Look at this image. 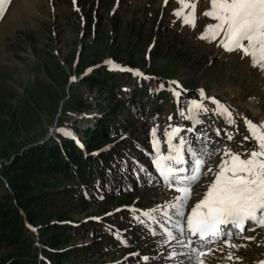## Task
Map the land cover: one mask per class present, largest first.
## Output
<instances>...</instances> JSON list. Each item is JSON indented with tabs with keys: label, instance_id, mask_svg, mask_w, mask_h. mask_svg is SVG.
<instances>
[{
	"label": "rangeland",
	"instance_id": "374dc122",
	"mask_svg": "<svg viewBox=\"0 0 264 264\" xmlns=\"http://www.w3.org/2000/svg\"><path fill=\"white\" fill-rule=\"evenodd\" d=\"M209 7V0H198L193 28L174 15L180 8L178 0L167 3L165 0H10L0 17V168L1 163H7L18 151L47 140L60 143L72 139L85 149L81 137L110 108L109 99L101 100L97 87L84 81V77L100 67L131 69L134 77H150L152 82H147L146 87L151 94L159 91L166 94L164 99L149 100L137 116L139 121L134 123L132 135L136 136V146L145 140L153 147L155 129L160 147L167 149L165 132L177 124L183 132L194 130L193 137L202 138L201 147L217 153L205 165V169L212 167L213 172L220 163L222 150L235 153L253 150L256 142L251 139L246 121L264 123V67H254L251 58L240 51H226L219 45L223 34L210 43L208 39H200L206 25L216 23L203 15ZM135 70L143 75L134 74ZM176 90L188 97L181 100L180 108L173 104L177 100ZM193 100L207 111L189 112ZM221 105L229 110L230 117L222 114ZM129 135V132L122 135L118 141ZM206 136L208 139H204ZM114 146L115 142L109 143L101 150ZM209 175L212 173L202 177L192 189L186 215L207 191ZM151 178V182L132 190L125 187H132L133 178L123 182V193L106 210L101 208L103 202L96 199L84 206L68 198L66 204L61 203L70 206L68 216L78 224L106 221L127 229L124 237L105 239L90 253L72 255L71 264H116L130 257L126 252L132 247H122L129 241L134 243L136 251L131 256L144 255L142 259L154 260L155 264H197V259L204 264L261 263L264 227L256 230L253 226V231L246 224L245 231L240 233L230 226L233 233L230 243L237 247L209 244L202 251L193 237L187 233L180 237L175 229L170 231L177 239L166 244L169 240L166 224H172L173 219L167 221L163 213L178 193L161 181L159 175ZM116 185L110 183L109 189H117ZM6 191L0 178V200ZM106 192L103 196L107 198ZM128 194L132 196L129 202ZM158 206L161 210L157 212V222L149 223L132 212L133 208H140L145 213ZM107 226L103 223L95 228L105 230L108 236L115 235ZM90 236V232L76 234L70 245L89 243ZM237 236L240 238L232 240ZM37 240L33 237L34 246H38ZM189 240L194 242L191 247L187 246ZM198 252L205 254L197 257ZM4 255L0 249V263Z\"/></svg>",
	"mask_w": 264,
	"mask_h": 264
},
{
	"label": "trees",
	"instance_id": "16d2710c",
	"mask_svg": "<svg viewBox=\"0 0 264 264\" xmlns=\"http://www.w3.org/2000/svg\"><path fill=\"white\" fill-rule=\"evenodd\" d=\"M84 81L97 87L101 100L110 101L109 110L102 112L103 116L97 117L81 137L86 152L72 139L60 143L47 140L18 151L7 163H1L0 178L7 191L0 200V249L5 252L0 264H71L72 255L90 253L105 239L113 238L105 230L95 228L102 224L74 222L68 216L70 206L65 204L67 198L83 206L96 199L103 202L101 208L106 210L113 199H118L116 196L121 194L120 188L134 166L129 157L142 155L135 144L136 136H132L134 123L153 97L146 83L138 86L134 75L127 71L100 67ZM160 98H165L163 92L157 94ZM128 132V137L118 141ZM113 142V148L101 150ZM141 144L147 147L145 140ZM98 150L101 151L93 155ZM115 182L119 189H109V184ZM62 183L66 185L61 186ZM105 191L107 198L103 196ZM131 197L128 194L126 200L129 202ZM89 232L91 242L70 245L72 236ZM33 237L38 238V246L33 245Z\"/></svg>",
	"mask_w": 264,
	"mask_h": 264
},
{
	"label": "snow or ice",
	"instance_id": "6c2138e0",
	"mask_svg": "<svg viewBox=\"0 0 264 264\" xmlns=\"http://www.w3.org/2000/svg\"><path fill=\"white\" fill-rule=\"evenodd\" d=\"M178 2L180 8L175 10L174 15L181 18L184 24L195 28L198 0H178ZM7 3H10V0H0V17L3 16L4 5ZM209 4V9L205 10L203 15L216 23L206 25L200 39H208L212 42L223 34L219 45L226 51H240L243 56L251 58L254 67H264V0H209ZM114 67L118 66L114 65ZM134 74L143 75L139 70H135ZM163 87L161 85V88ZM200 92L203 96V90ZM175 94L179 96V93ZM213 102L219 104L218 101L213 100ZM191 106L189 112L207 111L195 100L191 101ZM220 108L222 114L231 116L227 108L222 105ZM180 114L184 116L183 111ZM229 122L231 123V120ZM246 124L251 139L256 142L254 149L245 153H235L230 149L222 150L223 154L215 172L212 167L205 169V165L217 153L209 152L207 147L194 148L190 140L180 135L183 131L181 128L175 127L170 132H165L167 153L161 152L160 141L155 138L156 130L153 129V148L156 153L154 166L167 186L178 193L174 201L165 206L172 210V215L170 216L168 211H164L163 215L167 221H171L173 216L177 217L173 228L180 237L185 233L197 237L203 241L201 247L217 241L229 247H237L230 243L233 235L229 230L230 226L235 227L240 233L245 231V225L249 223L264 227V123L246 121ZM187 131L191 132L192 129L189 128ZM65 134L71 135V133ZM228 139L231 140L232 136L229 135ZM174 140L177 142L173 143ZM209 173H212L213 181L207 186L203 197L191 206L186 215V209L193 196L192 189ZM160 210L158 206L145 212L144 215L155 219L152 213ZM167 237L177 239L170 230L167 231ZM246 239H254V237H246ZM179 242L182 243V240ZM192 243L194 242L189 240L187 246L191 247ZM204 254L198 252L196 256ZM228 258L231 259V255ZM197 264L204 262L197 259Z\"/></svg>",
	"mask_w": 264,
	"mask_h": 264
},
{
	"label": "bare ground",
	"instance_id": "6f19581e",
	"mask_svg": "<svg viewBox=\"0 0 264 264\" xmlns=\"http://www.w3.org/2000/svg\"><path fill=\"white\" fill-rule=\"evenodd\" d=\"M201 31V29H200ZM217 40V39H216ZM210 43V42H209ZM201 45V44H200ZM213 46V45H212ZM224 60V59H223ZM246 67V66H245ZM222 68V67H221ZM243 69V68H242ZM236 70V69H235ZM235 79V78H234ZM237 80V79H236ZM254 83V82H253ZM257 92V91H256ZM247 105H250V102H246Z\"/></svg>",
	"mask_w": 264,
	"mask_h": 264
}]
</instances>
